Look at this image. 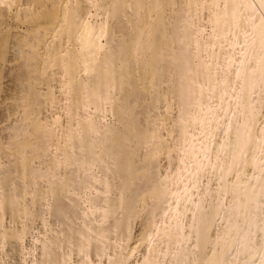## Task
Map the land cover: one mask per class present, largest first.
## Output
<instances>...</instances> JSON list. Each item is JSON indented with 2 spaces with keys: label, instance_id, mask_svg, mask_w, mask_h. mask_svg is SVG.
Here are the masks:
<instances>
[{
  "label": "bare ground",
  "instance_id": "6f19581e",
  "mask_svg": "<svg viewBox=\"0 0 264 264\" xmlns=\"http://www.w3.org/2000/svg\"><path fill=\"white\" fill-rule=\"evenodd\" d=\"M0 264H264V0H0Z\"/></svg>",
  "mask_w": 264,
  "mask_h": 264
},
{
  "label": "rangeland",
  "instance_id": "374dc122",
  "mask_svg": "<svg viewBox=\"0 0 264 264\" xmlns=\"http://www.w3.org/2000/svg\"><path fill=\"white\" fill-rule=\"evenodd\" d=\"M8 78H9V76H8V77L5 79V83H6L7 81H9V79H8Z\"/></svg>",
  "mask_w": 264,
  "mask_h": 264
}]
</instances>
